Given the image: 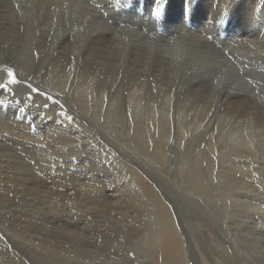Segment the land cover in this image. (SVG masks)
<instances>
[{
	"label": "bare ground",
	"instance_id": "6f19581e",
	"mask_svg": "<svg viewBox=\"0 0 264 264\" xmlns=\"http://www.w3.org/2000/svg\"><path fill=\"white\" fill-rule=\"evenodd\" d=\"M70 2L0 0V264H264V0Z\"/></svg>",
	"mask_w": 264,
	"mask_h": 264
},
{
	"label": "rangeland",
	"instance_id": "374dc122",
	"mask_svg": "<svg viewBox=\"0 0 264 264\" xmlns=\"http://www.w3.org/2000/svg\"><path fill=\"white\" fill-rule=\"evenodd\" d=\"M74 1H78V0H71L70 3H73ZM80 1L83 2V0H80ZM125 1L126 0H107V6H108V8L112 12L116 13L118 16H121V17L124 16V15H127V16L135 15L138 18H140L143 22H144V20L155 21L156 24H157V26H153V25L151 26L150 25V28L151 29L152 28L157 29L153 33H155L158 36H161L162 34L166 33V30H165V24L166 23L164 22V20L162 19V17H156V16H154V14H155V13H153L154 11H152L150 13V15H153L151 17H149V16L141 17L140 14H139V11L141 10V8H143L146 5H150L152 3L158 2L160 4V7L162 8V11H161L160 14L163 13L165 15V17H166V14H167V4H166V2H167V0H165L163 3H161L160 0H138V1H140V3L138 2L137 4H135V5H137L136 7L133 5L132 8H128L127 4L125 5L126 7L125 6H122V4ZM116 5H118V6L116 7ZM155 6H153V7H147L146 9H149L150 10L151 8H155ZM85 8H86V6H85ZM82 9H84V3H83V5L80 3V9H78L77 11L78 12H82ZM156 11H158V9ZM142 13H143V11H142ZM192 15H193V13L191 11L190 12V17H192ZM58 17L59 18L60 17H64V14L63 13H60V14H58ZM188 27L191 28V26L189 24H188L187 28ZM145 34H147V33H145ZM150 36L156 37V36H153V35H150ZM236 41L237 40L228 41V43H226L224 46H227L228 47L230 44H232V45L235 46V48H237V45H239V44ZM26 140L27 141H31L29 139H26ZM31 142H33V141H31ZM39 176H41V175H39ZM41 178L44 179L42 176H41Z\"/></svg>",
	"mask_w": 264,
	"mask_h": 264
},
{
	"label": "snow or ice",
	"instance_id": "6c2138e0",
	"mask_svg": "<svg viewBox=\"0 0 264 264\" xmlns=\"http://www.w3.org/2000/svg\"><path fill=\"white\" fill-rule=\"evenodd\" d=\"M74 59V58H73ZM7 76H8V82L4 83V84H0V92H2L4 89H7L9 87V85H14L17 84V77L16 74L13 72V70L11 68H9L7 70ZM29 88V92L30 93H38L41 94V90L38 87H32L31 84L28 85ZM42 95L45 97L46 100L51 101L53 104H58L60 106L61 109H63V105L59 104V101H57L53 96L48 95L47 92L42 93ZM27 99L31 100L32 96L29 94V96L27 97ZM5 103V101L0 100V106H3ZM43 107L45 109H47L49 107L48 103H45L43 105ZM20 112L25 111V109L21 108L19 109ZM60 116H63L65 119H67L68 121H72L73 117L69 116L66 112H64L63 110H61L59 112ZM32 131H35V127L33 126Z\"/></svg>",
	"mask_w": 264,
	"mask_h": 264
},
{
	"label": "clouds",
	"instance_id": "9594fccd",
	"mask_svg": "<svg viewBox=\"0 0 264 264\" xmlns=\"http://www.w3.org/2000/svg\"><path fill=\"white\" fill-rule=\"evenodd\" d=\"M172 44H173V46L176 47V48H180V47H182L181 42L178 41V40H173V41H172Z\"/></svg>",
	"mask_w": 264,
	"mask_h": 264
}]
</instances>
